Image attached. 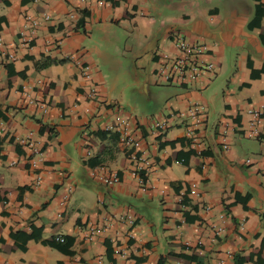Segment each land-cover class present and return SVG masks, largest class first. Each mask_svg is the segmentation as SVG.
<instances>
[{"label":"crops","instance_id":"1","mask_svg":"<svg viewBox=\"0 0 264 264\" xmlns=\"http://www.w3.org/2000/svg\"><path fill=\"white\" fill-rule=\"evenodd\" d=\"M101 1L0 0L2 51L15 55L0 57V264H264V125L245 136V111L264 109V0ZM24 14L50 19L31 34ZM173 35L206 45L214 74L156 83ZM191 106L204 109L200 155L182 118L150 129ZM121 115L148 163L141 189L104 132ZM99 168L119 182L98 183Z\"/></svg>","mask_w":264,"mask_h":264},{"label":"built area","instance_id":"2","mask_svg":"<svg viewBox=\"0 0 264 264\" xmlns=\"http://www.w3.org/2000/svg\"><path fill=\"white\" fill-rule=\"evenodd\" d=\"M77 1L83 2V0ZM95 1L97 5L103 4L101 0ZM49 19L48 15H43L40 20L29 15H23V20L29 25L31 29L29 33L31 34L33 33L32 29L38 27L42 22L49 21ZM171 46L174 51L172 55L164 53L158 56L159 63L153 71V78L156 83L168 86H188L200 78L214 74V66L206 45L190 42L181 35H173ZM0 57L9 62L15 60L14 52L3 53L1 40ZM80 76L89 83L91 81L90 68L83 66L80 70ZM86 96L88 99H94L95 91L92 87L88 88ZM245 115L248 117V129L245 136L248 138L258 137L260 135L258 129L264 125V109L249 108L245 111ZM172 117L182 118L185 145L189 150H193L196 155H200L199 146L202 144L201 131L204 125V109L201 106H191L185 112H178L175 115H169L167 118L163 116L155 117L150 124L151 131H165L169 127ZM113 121V124L104 127V132L116 135L118 143L126 150L127 157L133 164L130 175L136 180L138 187L141 189L144 185L148 163L140 150L141 138L139 132L122 115L115 116ZM31 135V133L28 134L23 144L33 158H39L41 156L40 148L37 143L31 140ZM244 163L249 164V161L245 160ZM91 176L106 187L116 185L119 182L116 172L104 171L102 168L93 171ZM39 182L40 178L36 177L35 183L38 184ZM192 187L194 188V185ZM100 230L101 228L89 229L88 235L91 237ZM53 241L62 244L64 239L61 236H56Z\"/></svg>","mask_w":264,"mask_h":264},{"label":"trees","instance_id":"3","mask_svg":"<svg viewBox=\"0 0 264 264\" xmlns=\"http://www.w3.org/2000/svg\"><path fill=\"white\" fill-rule=\"evenodd\" d=\"M254 1H257V0H254ZM86 16V13L85 12H82L81 14V17L79 19V21L77 22V25L81 26L82 23H83V18ZM250 28V23H248L247 25V29ZM260 40H264V37H260ZM52 62L51 61H45V60H42L40 63H36V69H42L46 66H48L49 64H51ZM256 73V71H251L250 73V76L253 77V75ZM115 138H116V135H115ZM71 243V240L69 238H66L64 240V243L63 245H61L63 248H67L69 246V244ZM107 255H108V252H107Z\"/></svg>","mask_w":264,"mask_h":264}]
</instances>
